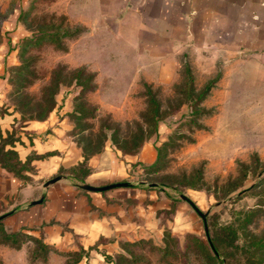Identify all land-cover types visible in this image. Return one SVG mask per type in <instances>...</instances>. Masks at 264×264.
I'll use <instances>...</instances> for the list:
<instances>
[{
    "label": "crops",
    "instance_id": "crops-1",
    "mask_svg": "<svg viewBox=\"0 0 264 264\" xmlns=\"http://www.w3.org/2000/svg\"><path fill=\"white\" fill-rule=\"evenodd\" d=\"M59 1L64 4L63 14L87 27L82 35L114 29L115 47L125 58L96 62V69L105 65L119 68L114 72L121 74L123 67L132 68L133 81L143 77L146 82H164L180 76V51L187 49L198 57L219 51L221 80L243 81L252 76L254 82H264V0ZM7 40L0 44V138L15 127L18 139L14 146L19 156L25 158L33 152L40 156L32 160L36 171L26 181L0 166V215L5 228L23 229L59 250L82 247L86 254L79 264H114L106 254L120 251L123 240L150 238L161 243L162 215L171 207L173 196L166 187H146L133 180L132 165L137 161L149 164L155 158L156 142L151 139L136 153H123L108 140L100 151L88 156L84 182L103 185L126 180V186L88 190L66 173L44 186L60 167L81 161L82 149L70 134L67 106H55L44 118L18 125L19 114L8 104V67L18 63V45ZM197 62L201 67L210 65V60ZM100 72H95L94 90L101 84L96 80ZM191 207L183 198L175 201L170 227L179 239L183 232L197 231L191 225L195 219ZM31 244L28 240L13 248L0 243L2 264H27ZM63 257L50 250L45 261L37 259L32 264H55Z\"/></svg>",
    "mask_w": 264,
    "mask_h": 264
},
{
    "label": "rangeland",
    "instance_id": "rangeland-1",
    "mask_svg": "<svg viewBox=\"0 0 264 264\" xmlns=\"http://www.w3.org/2000/svg\"><path fill=\"white\" fill-rule=\"evenodd\" d=\"M62 7L64 4L59 0H0V30L3 40L8 38L9 44H20L22 38L32 34L34 24L44 18L49 19L52 14L58 16L62 13ZM66 16L69 23L79 22L77 24L83 25L80 20ZM113 31L114 29L94 30L89 35H82L81 32L79 36L66 40L67 51L57 49L49 43L26 47L24 42L20 44L17 47L18 63L8 67V80L11 84L8 104L18 109V125L22 124L21 115L27 117L32 112L28 105H20L21 99L25 98L24 94L39 97L42 86L49 81L53 67L57 63H64L69 68L85 64L96 73L101 70L96 76V80H100V86L84 95L89 104L97 105L94 117L76 118L73 115V96L77 92L75 85L61 84L56 94L55 106H67L66 108L70 109L68 115L74 125L76 140L81 144L90 143L95 146L103 139L104 146L106 141L110 140V131L105 130L107 133L104 137L102 131H99V126L107 118L110 123L119 124L121 135L135 130L136 122L142 121L140 114L146 105L143 91L145 80L141 77L133 81L132 68L129 70L123 67L121 74L117 73L119 68L105 65L96 69V62L125 58L124 52L115 47L116 35ZM79 37L80 40L77 41ZM204 55L205 57L203 54L198 57L197 54L192 55L184 49L179 52L180 76L176 80L148 82L161 102L163 117L158 130L146 140L156 142L155 146L164 144L166 155L163 167L156 172H145L142 167L145 163L140 161L132 166L133 180L145 178L164 183L174 196V201L182 199L181 193L187 195L206 213L205 221L191 207L195 212L191 225L197 231L183 232L179 239L170 227L175 209V204L171 203L170 209L163 213L161 221L164 227L167 225L171 234L177 237V243L170 242L169 249L172 253L163 256V252L153 248L151 242L142 241L131 247L138 256H142L137 264H203L202 249L199 246L192 243L188 248L184 247L186 233H195L206 240L207 222L213 231L214 228L232 220L235 210L257 206L256 202L263 197L264 189L258 187L248 189L235 198V192L224 197L223 190L227 178L237 174L238 161L248 162L254 152L264 160V82H254L252 76L243 81H236L232 77L221 80L223 67L219 51H207ZM209 60L210 65L205 67H201L197 62L203 64ZM185 63L192 68L196 88H200L207 79L218 76L202 101L203 106L210 111L198 117L201 127L186 121L190 113L189 105L180 91L184 85L182 69ZM116 70L117 72H114ZM17 90L22 94H17ZM199 166L202 168L203 181L191 187L185 183L187 179L183 173L189 174ZM257 178L255 174L250 175L243 186H248ZM258 206L261 211L249 225L255 233L264 230V203ZM68 250L71 252L75 249ZM63 256L62 260L54 261L55 264H74L77 259V253Z\"/></svg>",
    "mask_w": 264,
    "mask_h": 264
},
{
    "label": "trees",
    "instance_id": "trees-1",
    "mask_svg": "<svg viewBox=\"0 0 264 264\" xmlns=\"http://www.w3.org/2000/svg\"><path fill=\"white\" fill-rule=\"evenodd\" d=\"M32 28V34L22 38L21 45L23 42L25 47L49 43L57 49L67 51L68 47L66 40L77 37L84 31L85 26L77 23H69L67 16L60 13L58 16L52 14L49 19L44 18L38 21ZM2 41L3 36L0 30V44ZM20 44H18V46ZM19 68L21 67L19 66ZM182 74L184 85L180 91L185 95L190 111L189 118L186 121L188 123H194L197 127H201L202 124L198 121V117L210 111L203 106L202 101L218 79V76L207 79L200 88H196L194 84V74L188 63L183 65ZM61 84H73L77 88V92L73 96L74 107L72 110L76 118L95 116L97 105L89 104L84 99V95L87 92L93 91L96 88L95 71L88 69L85 64L69 68L64 63H57L51 70L49 81L42 86L39 97L24 94L25 98L21 99L20 105H28L29 109H32V112H30L27 117L21 115V122L47 116L55 107L56 94ZM143 85L146 105L140 114L142 121L136 122L135 130L121 135L119 124L110 123L108 118L103 120L99 126V131H102L104 137L107 133L105 130L110 131L108 137L113 145L123 153H136L146 141L147 137L158 130L159 122L163 117L161 102L157 97L156 91L152 88L151 84L146 81H143ZM16 93L22 94L20 90H17ZM14 110L16 111L18 109L15 108ZM0 111L2 112L3 110L0 109ZM19 120L17 119V121ZM15 129L14 127L6 136L0 138V166L12 172L22 181H26L30 179V173L36 171L32 164V160L40 155L33 152L28 154L25 158L19 156L14 146L15 140L18 139L17 136H15ZM73 129L74 125L70 128V134L74 137L75 132ZM76 141L81 146L83 159L74 165L60 167L57 174L66 173L82 183L89 170L86 166V160L89 155L101 150L103 139L100 144L95 146L90 143L81 144L78 140ZM155 149L156 155L154 160L149 164H142L144 171L147 173L156 172L164 165V157L166 155L164 144H162V146H155ZM253 174L258 177L257 180L246 187L243 186L244 181ZM183 175L185 179H187L185 183L191 187L197 186L203 181L201 166L195 167L192 172L189 174L183 173ZM139 180L140 181L136 184H145L146 187L164 188L166 186L164 183L156 180H147L145 178H140ZM224 186L223 196L225 197L235 192L236 194L233 198L239 197L244 191L251 188L258 187L264 189V160H261L259 155L254 152L250 156L248 162L242 160L238 161L237 174L229 176L224 182ZM171 203L175 204L174 196ZM263 203L264 192L263 197L261 196L256 202L257 206L235 210L232 220L218 228H214L213 231H211L207 222L205 224L207 227L206 240H203L195 233H186L184 237V247L188 248L192 243L199 246L202 249L203 264H264V230L255 233L249 228V225L261 211L258 205ZM3 218L4 216L1 215L0 243L7 244L13 248H19L28 240L32 242L26 251L27 264H32L37 259L45 261L50 250L56 251L62 255L77 253V259L74 264H79L82 255L86 254V251L82 247L72 250L71 252L69 250H59L53 244L45 242L42 237L35 236L23 229L7 230L3 224ZM167 227L168 226L165 225L163 228L162 244H157L150 238H140L133 241L123 240L119 243L121 247L120 251L113 254H106V256L109 260H112L114 264H137L139 260L142 259V256H138L131 247L142 241L151 242V246L163 252V256L172 253L169 249L170 242L173 241L177 243V237L171 234Z\"/></svg>",
    "mask_w": 264,
    "mask_h": 264
},
{
    "label": "water",
    "instance_id": "water-1",
    "mask_svg": "<svg viewBox=\"0 0 264 264\" xmlns=\"http://www.w3.org/2000/svg\"><path fill=\"white\" fill-rule=\"evenodd\" d=\"M62 175L60 174H57L49 179H47L45 182H44V186H47L49 185L50 183H53L54 181L58 180L59 178H61ZM129 182L126 181V180H123V181H115V182H110V183H107V184H103V185H93V184H90L88 182H82V183H78V185L82 188H85V189H88V190H105V189H108V188H111V187H115V186H126L128 185ZM180 197L187 200L191 206L196 210V212L202 217V219L205 221V216H206V213L201 211L197 205L185 194H180ZM41 199H36L34 200L33 202H38L40 201ZM1 216V215H0ZM205 228H206V225H205Z\"/></svg>",
    "mask_w": 264,
    "mask_h": 264
}]
</instances>
